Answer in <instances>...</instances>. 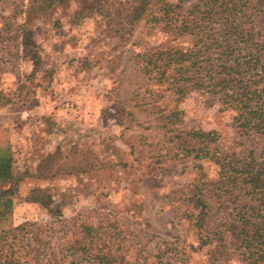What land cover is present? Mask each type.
I'll return each instance as SVG.
<instances>
[{
    "label": "rangeland",
    "instance_id": "rangeland-1",
    "mask_svg": "<svg viewBox=\"0 0 264 264\" xmlns=\"http://www.w3.org/2000/svg\"><path fill=\"white\" fill-rule=\"evenodd\" d=\"M132 5L0 0V148L11 156V178L0 183L10 192L1 227L28 224L24 245L34 246L38 233L46 243L38 261L16 245L26 264L49 256L97 264L90 247L71 249L76 222L102 228L112 264L140 256L152 263L163 244L179 245L188 264H210L220 220L250 204L230 186L223 194L220 167L199 157L205 142L194 144L191 133L213 132L219 159L253 152L262 161L264 141L242 136L234 114L209 95L148 81L141 55L161 35L145 19L129 22ZM194 195L208 207L204 227ZM57 210L63 218L52 216Z\"/></svg>",
    "mask_w": 264,
    "mask_h": 264
},
{
    "label": "trees",
    "instance_id": "trees-1",
    "mask_svg": "<svg viewBox=\"0 0 264 264\" xmlns=\"http://www.w3.org/2000/svg\"><path fill=\"white\" fill-rule=\"evenodd\" d=\"M132 4L129 22L145 19L149 29L156 26L161 35L159 44L141 55L148 81L171 82L174 93L180 95L196 91L209 95L222 111L234 114L242 136L258 135L264 141V0H132ZM185 37L191 38L188 48H177ZM191 134L194 144L205 142V146L190 151L200 149V158H212L220 167L223 194L230 186L250 202L220 220L214 238L220 243L208 252L209 263L264 264V158L258 161L253 152L215 158L216 150L210 147L214 133ZM10 168L11 156L0 148V183L11 178ZM9 198L10 192L0 190V264L27 263L14 254L16 245H21L26 257L38 261V251L46 244L41 233L36 234V244L29 246L23 238L31 234L30 225L1 227L10 213ZM192 199L200 208L196 224L204 227L208 207L198 195ZM51 214L63 218L59 210ZM101 233L99 226L76 222L71 249L85 252L90 247L97 264H112L108 240ZM168 245L157 249L154 262L140 256L135 264H188L184 251L177 250L179 245ZM119 261L123 264L124 259ZM54 262L49 256L45 264Z\"/></svg>",
    "mask_w": 264,
    "mask_h": 264
}]
</instances>
